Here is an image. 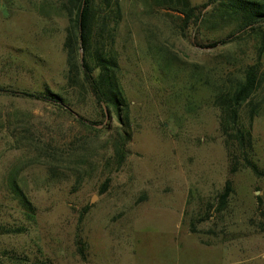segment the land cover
I'll return each instance as SVG.
<instances>
[{
	"label": "rangeland",
	"instance_id": "1",
	"mask_svg": "<svg viewBox=\"0 0 264 264\" xmlns=\"http://www.w3.org/2000/svg\"><path fill=\"white\" fill-rule=\"evenodd\" d=\"M65 1L0 0V264H264V175L243 166L247 152L228 153L213 86L259 58L238 114L264 171V25L259 52L258 34L228 36L234 24L217 16L215 28L182 30L181 0H119L114 50L130 139L117 166L124 128L80 75L67 79ZM187 1L196 15L214 7ZM220 38L230 42L208 46ZM46 89L63 105L23 94Z\"/></svg>",
	"mask_w": 264,
	"mask_h": 264
},
{
	"label": "trees",
	"instance_id": "2",
	"mask_svg": "<svg viewBox=\"0 0 264 264\" xmlns=\"http://www.w3.org/2000/svg\"><path fill=\"white\" fill-rule=\"evenodd\" d=\"M180 3L181 13L184 16L182 30L191 24L196 27L209 25L210 28H215L218 23L211 21L210 17L217 16L223 23L234 24V31L228 36L237 38L252 33L258 34L260 37L259 52L261 51L264 0H208L207 4H214L211 15H202L200 12L196 15V8L187 0H181ZM62 9L67 19L63 49L66 55L68 82L75 83L80 75L95 100L110 109L120 126L124 128L118 133V138L113 144L117 166L121 165L126 156L125 144L130 139V133L126 130L129 127V103L120 83L119 64L114 50L116 31L121 18L119 0H66ZM235 32H239L238 35H235ZM227 42L230 41L226 38L215 39L208 46L215 47ZM78 50H82L81 60L80 57L78 58ZM258 64L259 58L257 57L255 63L244 68L241 79L235 82L228 79L229 84L224 85L223 88L213 84L215 89L214 104L219 109V131L224 137L228 153H231L233 148H239L247 154L251 151L250 129L240 124L238 111L242 104L249 102L251 94L258 85ZM198 79L200 80V78ZM1 90L4 89L0 86ZM23 94L29 97L44 98L54 104L63 105L61 97L48 89L41 94ZM247 154L243 158V166L251 168L258 175H264V171H260ZM9 189L21 206L24 216L33 220L36 214L35 208L21 188L15 174H11L9 178ZM230 191V181L227 180L224 191L218 198L219 209L225 203ZM16 231L20 232L21 228H17Z\"/></svg>",
	"mask_w": 264,
	"mask_h": 264
},
{
	"label": "water",
	"instance_id": "3",
	"mask_svg": "<svg viewBox=\"0 0 264 264\" xmlns=\"http://www.w3.org/2000/svg\"><path fill=\"white\" fill-rule=\"evenodd\" d=\"M82 7H83V5L81 6V10H82ZM82 50H80V60L82 59ZM103 109H104V113H105V117L107 118V112H106V110H105V107H104V105H103Z\"/></svg>",
	"mask_w": 264,
	"mask_h": 264
}]
</instances>
